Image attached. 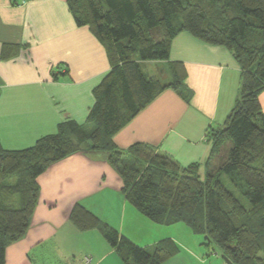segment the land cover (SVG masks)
Instances as JSON below:
<instances>
[{"label": "trees", "instance_id": "16d2710c", "mask_svg": "<svg viewBox=\"0 0 264 264\" xmlns=\"http://www.w3.org/2000/svg\"><path fill=\"white\" fill-rule=\"evenodd\" d=\"M69 8L76 24L105 44L111 70L94 90L91 130L67 121L27 149L5 150L0 143V264L31 227L39 176L77 153L105 157L123 180L127 201L155 224L188 226L234 264H264V0H69ZM183 32L228 49L242 75L224 126L209 131L208 160L187 167L153 146L120 150L113 141L161 92L187 97L182 66L171 64L172 82L163 83L142 64L168 61ZM223 174L250 209L223 184ZM70 220L82 232L98 229L125 264H165L180 253L172 239L138 246L81 204Z\"/></svg>", "mask_w": 264, "mask_h": 264}, {"label": "crops", "instance_id": "0c3cea01", "mask_svg": "<svg viewBox=\"0 0 264 264\" xmlns=\"http://www.w3.org/2000/svg\"><path fill=\"white\" fill-rule=\"evenodd\" d=\"M162 62L169 74L165 83L172 82L170 65L182 66L187 97L173 89L161 92L113 141L120 150L137 143L153 146L182 167L205 164L211 153L209 131L222 128L231 113L241 69L228 49L187 32L175 37L169 60ZM110 70L105 44L89 27L76 24L69 0H0L1 146L33 147L67 121L91 130L87 120L96 102L94 90ZM157 76L151 77L161 80ZM259 100L264 112V92ZM38 184L31 227L23 240L7 248L6 264H85V257L90 264H125L98 229L82 232L71 222L77 204L138 246L172 239L186 253L192 251L178 243L171 229L187 234L182 227H189L158 225L139 213L102 155H71L40 175Z\"/></svg>", "mask_w": 264, "mask_h": 264}, {"label": "rangeland", "instance_id": "374dc122", "mask_svg": "<svg viewBox=\"0 0 264 264\" xmlns=\"http://www.w3.org/2000/svg\"><path fill=\"white\" fill-rule=\"evenodd\" d=\"M162 64H163L162 61H158V62L149 61L144 63L143 67L145 72L151 76L155 74L156 75L159 74V76L157 77H159L162 80V82L165 83L169 79V74ZM217 163H218V159L216 160V164ZM221 181L231 192H233V194L243 203V205L247 209H250L251 207L250 202L244 197L241 190L232 183V180L230 179L229 176L223 174L221 176ZM182 228H186V230H188L187 231L188 233L186 234L185 231H181V230L177 231L176 228H171V229L173 230L175 237L179 239L178 243L180 244L182 243L183 245H186L187 247L191 248L192 251L188 249V253H186L184 251L183 246L180 245V253L182 254L178 257H183V259H180L176 256L177 257L176 260L170 264H178V260H180L181 264H226L224 260V254L218 245L209 242L206 239V236L201 234L193 238L194 235L189 228L188 229L187 227H182ZM189 254H191V256H188ZM203 255H204V259L202 257Z\"/></svg>", "mask_w": 264, "mask_h": 264}, {"label": "water", "instance_id": "95a60500", "mask_svg": "<svg viewBox=\"0 0 264 264\" xmlns=\"http://www.w3.org/2000/svg\"><path fill=\"white\" fill-rule=\"evenodd\" d=\"M226 264H234L227 256H224Z\"/></svg>", "mask_w": 264, "mask_h": 264}, {"label": "built area", "instance_id": "2783aa9c", "mask_svg": "<svg viewBox=\"0 0 264 264\" xmlns=\"http://www.w3.org/2000/svg\"><path fill=\"white\" fill-rule=\"evenodd\" d=\"M84 262H85V264H90L91 263V259L89 257H85L84 258Z\"/></svg>", "mask_w": 264, "mask_h": 264}]
</instances>
